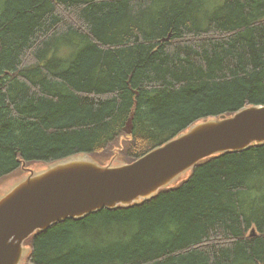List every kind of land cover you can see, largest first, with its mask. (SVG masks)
<instances>
[{
    "label": "trees",
    "instance_id": "trees-1",
    "mask_svg": "<svg viewBox=\"0 0 264 264\" xmlns=\"http://www.w3.org/2000/svg\"><path fill=\"white\" fill-rule=\"evenodd\" d=\"M251 106H264V0H0V181L82 154L108 166L116 147L132 163ZM25 246L26 264H264V144Z\"/></svg>",
    "mask_w": 264,
    "mask_h": 264
},
{
    "label": "water",
    "instance_id": "water-1",
    "mask_svg": "<svg viewBox=\"0 0 264 264\" xmlns=\"http://www.w3.org/2000/svg\"><path fill=\"white\" fill-rule=\"evenodd\" d=\"M263 144L264 106H251L202 120L132 163L102 166L82 154L28 169L0 198V264H23L29 253L25 242L38 231L103 209L142 204L177 185L203 160Z\"/></svg>",
    "mask_w": 264,
    "mask_h": 264
},
{
    "label": "rangeland",
    "instance_id": "rangeland-1",
    "mask_svg": "<svg viewBox=\"0 0 264 264\" xmlns=\"http://www.w3.org/2000/svg\"><path fill=\"white\" fill-rule=\"evenodd\" d=\"M52 1H58V0H52ZM217 2H220V0H213V3H217ZM59 46H60V48H62V47L64 48L63 44H60ZM82 48H83V47L80 46L74 54H71V57L73 58L76 54H78V53L82 50ZM65 54H66L65 50H64V49H61V50L59 51V58L65 56ZM72 58H71V59H72ZM120 148H121V147H116V148L114 149V153H113V155L111 156L110 162L113 161V160H115V161H114V164H120V163L122 162V160H121V159H122V158H121V155L118 154ZM93 159H94V158H93ZM94 160H95V159H94ZM118 160H119V161H118ZM45 166H46V165H45ZM45 166H42L41 164L35 165V166H33V167H30V168H25V166H24V172H25L26 174L22 175V177H20V176H19V173H18V174L14 175V176L8 177L7 179L0 181V198H1V197H2V196H3L8 190H10V188H12V187L16 184V182L20 181V179H22V178L25 177L27 174H29V173H28V169L42 170V168H44ZM188 175H189L188 173L185 174V175L182 177V179L187 178ZM25 247H26V246H25ZM26 250H27V247H26ZM27 252H28V250H27ZM23 264H26V261H25Z\"/></svg>",
    "mask_w": 264,
    "mask_h": 264
},
{
    "label": "bare ground",
    "instance_id": "bare-ground-1",
    "mask_svg": "<svg viewBox=\"0 0 264 264\" xmlns=\"http://www.w3.org/2000/svg\"><path fill=\"white\" fill-rule=\"evenodd\" d=\"M161 146H162V145H161ZM159 147H160V146H159ZM156 148H158V147H156ZM156 148H155V149H156ZM153 150H154V149H153ZM153 150H152V151H153ZM87 155H88V154H87ZM145 155H146V154H145ZM118 161H119V160H118ZM155 197H156V196H155ZM106 210H107V209H106ZM254 235H255V233H254Z\"/></svg>",
    "mask_w": 264,
    "mask_h": 264
}]
</instances>
